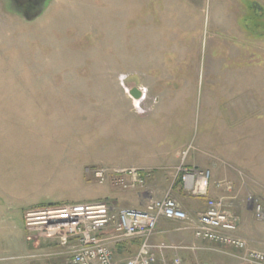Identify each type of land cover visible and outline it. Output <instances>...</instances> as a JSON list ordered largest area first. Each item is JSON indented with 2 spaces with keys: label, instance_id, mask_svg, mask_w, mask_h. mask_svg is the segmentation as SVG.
Wrapping results in <instances>:
<instances>
[{
  "label": "rangeland",
  "instance_id": "374dc122",
  "mask_svg": "<svg viewBox=\"0 0 264 264\" xmlns=\"http://www.w3.org/2000/svg\"><path fill=\"white\" fill-rule=\"evenodd\" d=\"M18 7L0 0V264L64 261L24 212L103 196L90 166L166 150L174 176L191 145L184 164L237 197L239 223L247 195L264 203V0H48L33 21Z\"/></svg>",
  "mask_w": 264,
  "mask_h": 264
},
{
  "label": "built area",
  "instance_id": "2783aa9c",
  "mask_svg": "<svg viewBox=\"0 0 264 264\" xmlns=\"http://www.w3.org/2000/svg\"><path fill=\"white\" fill-rule=\"evenodd\" d=\"M191 148L190 145L184 152L175 178L180 180L187 194L205 199L202 211L190 215L171 195V190L162 198L149 200L142 209L121 208L109 200L31 208L24 212L26 229L37 234L35 238L39 244L43 240H56L58 247L65 249V252L42 255L48 258L64 255L63 262L31 264H158V252L164 250L175 253L174 264H185L177 252L187 249L196 253L205 249L197 244H155L153 237L162 218L182 222V229L190 230L196 239L210 246L232 248L243 264H264V251L250 248L247 240L237 233L239 217L232 209L235 197L211 196V170L184 164ZM87 172L100 184H111L124 190L143 188L150 175L148 170L135 166L97 165L88 167ZM216 186L231 188L228 183ZM245 202L252 206L255 218L264 223V203L252 194L246 196ZM126 240L137 241L139 245L134 253L118 260L115 246ZM39 256L31 255L33 258Z\"/></svg>",
  "mask_w": 264,
  "mask_h": 264
},
{
  "label": "crops",
  "instance_id": "0c3cea01",
  "mask_svg": "<svg viewBox=\"0 0 264 264\" xmlns=\"http://www.w3.org/2000/svg\"><path fill=\"white\" fill-rule=\"evenodd\" d=\"M138 140L140 141V139ZM143 141L146 142L147 140H141L142 143H145ZM144 147L147 148L149 146L144 145ZM134 149L138 151L140 150V147L136 148L133 144V150ZM143 151H145V149H143ZM161 151H163L162 154L160 153L161 155H155V158L153 159L151 158L152 156L147 155L148 157H146L145 159L130 160L131 163L134 162L135 164H137L139 168L148 170L150 172V175L147 178V182L143 188L135 190H124L123 188L112 186L111 184H105L107 185L105 194L101 197H98L97 199L68 202L63 204L82 203L100 199H108L116 206L121 208L142 209L145 207L146 203L149 200L162 198L170 189L174 194H176V196L180 197L179 189L182 188L181 183L175 184V175L172 176V174L166 171L165 168L162 169L163 167H166L165 165L167 163L169 164V162L171 161V158L168 155L169 152L167 154L166 150ZM157 164H159L160 166ZM87 166L90 165H87L86 163L84 167ZM172 177L174 179H171ZM232 197H235L233 198V200L237 198L236 196ZM181 199L182 200H180V203L183 209L186 210L190 215H193L191 213L195 211H201L205 208V200L202 198ZM234 204L235 203L233 202V206ZM40 206L43 205H35L28 209ZM245 207L246 209L250 210L251 213L253 212L252 206L250 205H241L238 207V212L240 214V223L237 233L247 240L250 248L264 251V223L258 221L257 219V221H254V219H252V216H250V213L248 214V212L246 211ZM182 227L183 223L180 221L162 218L158 223L157 233L153 237V242L155 244L203 245L205 249L200 250L196 253L187 249L177 252L182 257L185 264H192L194 262L205 264H243L238 258V253L232 248L220 245L210 246L208 243L196 239L190 230L182 229ZM131 243L132 244L130 246L122 244L121 246L117 247V250L122 251L129 248L136 250V241H132ZM158 254V264H174L175 253L172 250H164L162 252H158ZM120 257V255L117 256V259L123 260L119 259Z\"/></svg>",
  "mask_w": 264,
  "mask_h": 264
},
{
  "label": "water",
  "instance_id": "95a60500",
  "mask_svg": "<svg viewBox=\"0 0 264 264\" xmlns=\"http://www.w3.org/2000/svg\"><path fill=\"white\" fill-rule=\"evenodd\" d=\"M11 2H14L15 4H17L18 7V12L22 14V16L25 18V20L27 21H33L36 18H38L43 10L42 8L44 7V4L48 1V0H40L39 3H37L36 5H34L33 9H27V8H23V6H26V4L22 3V5L20 3L15 2V0H10ZM130 94L135 98V99H139L142 96V92L141 90H139V88L135 87L133 89H131Z\"/></svg>",
  "mask_w": 264,
  "mask_h": 264
},
{
  "label": "flooded vegetation",
  "instance_id": "af4514ba",
  "mask_svg": "<svg viewBox=\"0 0 264 264\" xmlns=\"http://www.w3.org/2000/svg\"><path fill=\"white\" fill-rule=\"evenodd\" d=\"M40 0H15V2L20 3L22 5V3L26 4V6H23V8H27V9H33L34 5H36L37 3H39Z\"/></svg>",
  "mask_w": 264,
  "mask_h": 264
},
{
  "label": "trees",
  "instance_id": "16d2710c",
  "mask_svg": "<svg viewBox=\"0 0 264 264\" xmlns=\"http://www.w3.org/2000/svg\"><path fill=\"white\" fill-rule=\"evenodd\" d=\"M136 243H137V246H138L139 245V242L136 241Z\"/></svg>",
  "mask_w": 264,
  "mask_h": 264
},
{
  "label": "bare ground",
  "instance_id": "6f19581e",
  "mask_svg": "<svg viewBox=\"0 0 264 264\" xmlns=\"http://www.w3.org/2000/svg\"><path fill=\"white\" fill-rule=\"evenodd\" d=\"M95 180V179H94Z\"/></svg>",
  "mask_w": 264,
  "mask_h": 264
}]
</instances>
